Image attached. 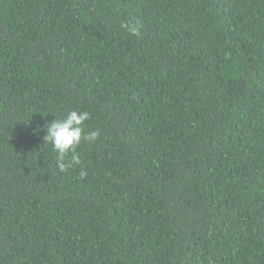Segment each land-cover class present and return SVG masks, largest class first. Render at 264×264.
I'll return each mask as SVG.
<instances>
[{"label":"trees","instance_id":"obj_1","mask_svg":"<svg viewBox=\"0 0 264 264\" xmlns=\"http://www.w3.org/2000/svg\"><path fill=\"white\" fill-rule=\"evenodd\" d=\"M0 264H264V0H0Z\"/></svg>","mask_w":264,"mask_h":264},{"label":"clouds","instance_id":"obj_2","mask_svg":"<svg viewBox=\"0 0 264 264\" xmlns=\"http://www.w3.org/2000/svg\"><path fill=\"white\" fill-rule=\"evenodd\" d=\"M131 34L138 35V28L134 25H122ZM90 119L87 111L71 110L61 119H54L44 126L46 135L43 137L45 144L52 145L53 149L59 154L58 167L64 171L73 164H80V155L77 148L83 143H92L100 136L99 130L85 132L84 122ZM71 153V159L66 164L64 157ZM87 175L83 169L80 172L81 178Z\"/></svg>","mask_w":264,"mask_h":264}]
</instances>
